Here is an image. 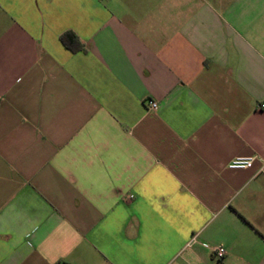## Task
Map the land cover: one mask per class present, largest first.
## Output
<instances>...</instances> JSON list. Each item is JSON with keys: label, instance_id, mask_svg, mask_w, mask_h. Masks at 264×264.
<instances>
[{"label": "crops", "instance_id": "obj_1", "mask_svg": "<svg viewBox=\"0 0 264 264\" xmlns=\"http://www.w3.org/2000/svg\"><path fill=\"white\" fill-rule=\"evenodd\" d=\"M0 264H264V0H0Z\"/></svg>", "mask_w": 264, "mask_h": 264}, {"label": "built area", "instance_id": "obj_2", "mask_svg": "<svg viewBox=\"0 0 264 264\" xmlns=\"http://www.w3.org/2000/svg\"><path fill=\"white\" fill-rule=\"evenodd\" d=\"M150 110H157L159 103L157 101H149L148 103ZM256 161V157H237L228 164L229 169H248L251 168ZM195 238L192 240V243ZM226 255V250L222 246L213 248V256L218 260H223Z\"/></svg>", "mask_w": 264, "mask_h": 264}, {"label": "trees", "instance_id": "obj_3", "mask_svg": "<svg viewBox=\"0 0 264 264\" xmlns=\"http://www.w3.org/2000/svg\"><path fill=\"white\" fill-rule=\"evenodd\" d=\"M68 37H69V34H65V35H63L62 37H61V39H62V42L66 45V46H69V39H68Z\"/></svg>", "mask_w": 264, "mask_h": 264}]
</instances>
